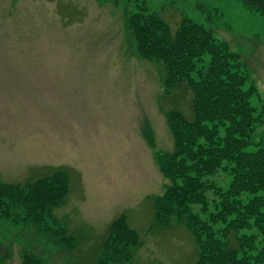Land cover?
<instances>
[{
    "label": "rangeland",
    "instance_id": "rangeland-1",
    "mask_svg": "<svg viewBox=\"0 0 264 264\" xmlns=\"http://www.w3.org/2000/svg\"><path fill=\"white\" fill-rule=\"evenodd\" d=\"M141 3L172 32L188 18L233 52L264 117V20L242 2L0 0V185L68 179L40 221L24 207L0 208V264H98L107 251L117 264H195L193 235L175 219L157 226L153 205L171 184L156 159L173 152L166 114L191 119L192 93L181 85L164 94L156 63L138 55L124 13ZM249 137L247 152L264 148V121ZM204 180L222 193L231 183L223 171ZM206 199L215 212L218 196L208 190ZM122 215L135 238L114 251L111 224ZM241 234L260 239L254 228Z\"/></svg>",
    "mask_w": 264,
    "mask_h": 264
},
{
    "label": "trees",
    "instance_id": "trees-1",
    "mask_svg": "<svg viewBox=\"0 0 264 264\" xmlns=\"http://www.w3.org/2000/svg\"><path fill=\"white\" fill-rule=\"evenodd\" d=\"M237 1L260 12L264 20V0ZM136 8L124 15L138 55L156 63L164 94L181 85L192 93L191 119L179 111L166 114L173 152L159 153L156 159L159 172L171 184L153 198L155 224L167 226L175 219L190 231L199 249L195 264H264V195H259L264 193V148L246 151L256 146L249 136L264 121L252 105L256 89L248 83L238 57L202 25L185 18L172 32L144 3ZM219 171L231 177L226 193L204 180ZM67 183V175L57 172L25 190L0 185V208L24 207L40 221L49 206L64 198ZM208 190L219 198L215 212L208 211ZM243 193L252 196L247 204L237 199ZM193 206L207 217L192 212ZM125 222L122 215L111 224L108 248L116 251L118 243L128 246L135 238ZM253 228L258 241L241 234ZM232 237L236 249L230 245ZM116 260L107 251L98 264H117ZM22 264L40 263L26 257Z\"/></svg>",
    "mask_w": 264,
    "mask_h": 264
}]
</instances>
